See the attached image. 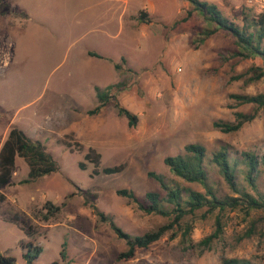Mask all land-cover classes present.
<instances>
[{"label": "rangeland", "instance_id": "1", "mask_svg": "<svg viewBox=\"0 0 264 264\" xmlns=\"http://www.w3.org/2000/svg\"><path fill=\"white\" fill-rule=\"evenodd\" d=\"M205 1L239 24L244 14L251 20L264 13V0ZM190 7L187 0H0V145L9 129L20 128L40 140L58 165L55 172L21 183L28 165L16 157L11 183L1 187L6 200L0 210V254L26 264L21 242H31L42 247L33 264H221L234 257L264 264V210L197 212L181 221L182 228L119 259L125 240L84 203L83 191L94 194L90 201L117 226L142 235L169 219L145 213L116 190H133L139 198L160 191L147 172L173 178L164 157L191 142L204 145L209 157L220 145L232 153L264 154V107L237 131L212 125L217 119L234 121L235 111H253L255 105L239 104L233 95L264 93V76L248 79L250 67L261 65V59L231 57L234 37L223 30L204 34L214 25L197 11L188 15ZM119 82L114 98L89 115L98 104L94 87ZM115 101L138 116L135 126L117 114ZM89 147L101 155L98 174L84 160ZM120 164H125L120 172L101 171ZM210 169L211 177L221 180ZM222 184V192L231 194ZM257 184L264 191V172ZM46 201L63 205L42 221ZM15 212L32 226L30 235L8 221ZM216 215L222 233L209 247L197 245L215 229ZM187 222L191 245L181 242Z\"/></svg>", "mask_w": 264, "mask_h": 264}, {"label": "trees", "instance_id": "2", "mask_svg": "<svg viewBox=\"0 0 264 264\" xmlns=\"http://www.w3.org/2000/svg\"><path fill=\"white\" fill-rule=\"evenodd\" d=\"M187 1H189L191 6L187 10L188 15L192 11H197L214 25L212 29L203 30L204 34L210 35L216 30H223L234 37L236 48L230 51L231 57H259L261 59V65H252L250 67L249 71H252L253 75L248 78L249 80L264 76V13L251 20H248L247 15L244 14L243 23L239 24L224 16L213 3L205 0ZM139 16L144 19L146 14L141 12ZM88 54L101 57L94 51H89ZM122 85L123 83L119 82L104 88L95 86V96L98 104L89 109L87 113L89 115L97 114L103 106L114 98L112 89ZM233 97L237 99L239 104L249 103L255 106L252 112L235 111L234 121L213 120L212 125L222 132L228 133L239 130L244 123L256 117L259 108L264 107V93L253 95L234 94ZM114 107L118 115L126 117L129 127L136 125L138 116L135 113L117 101L114 102ZM64 144L72 151L69 143L64 142ZM76 145L81 149V143L76 142ZM17 156L23 158L28 165L27 177L22 179L21 183L33 181L58 170V165L53 155L40 140L31 138L20 128L13 127L9 129L0 145V188L9 184L15 171V158ZM100 158V153L92 147H89L84 154V160L94 165V174L100 173L98 169ZM163 162L173 174V178L155 171L147 172L148 177L155 179L159 183L160 191L149 190L144 193L143 197L139 198L133 190L126 188L116 190L117 195L126 197L145 213H153L169 219L167 223L142 235L132 236L123 231L115 224L113 219L90 201L91 198L96 197L94 194H88V191L82 192L84 203L93 209L101 221L109 222L116 235L125 240L127 248L118 254L119 259L133 257L136 248L148 247L168 231L180 226L182 224L181 221L185 217L194 216L197 212L201 211L202 215L205 216L206 214L211 215L215 212L219 213L226 209H231L250 215L252 210H264V191L260 190L257 184L261 172H264V154L258 155L250 150H244L239 154L232 153L225 145H220L209 157L204 145L191 142L184 145L182 152L164 157ZM79 166L85 168V162H79ZM124 166L125 164L115 165L103 168L101 171L105 174L117 173ZM211 166L221 180H215L211 177ZM222 183L231 191V194L222 192ZM188 184H195L201 190ZM5 200V194L0 191V210ZM62 205L63 203L59 205L46 201L41 208V220L48 221L55 217L60 212ZM8 221L15 224L26 235L32 233V226L26 224L21 214L16 212L10 214ZM183 225L181 242H188L191 245L192 240L189 233L192 225L188 222ZM180 227L182 228V226ZM221 233V220L216 215L215 229L202 238L197 245L209 247L212 241L217 239ZM21 249L22 257L26 264H33L42 251L40 245L31 242L24 244L21 242ZM61 256H64L63 250L61 251ZM0 264H16V260L12 256L0 254ZM52 264L57 263L54 262ZM221 264L254 263L247 258L234 257L222 258Z\"/></svg>", "mask_w": 264, "mask_h": 264}, {"label": "crops", "instance_id": "3", "mask_svg": "<svg viewBox=\"0 0 264 264\" xmlns=\"http://www.w3.org/2000/svg\"><path fill=\"white\" fill-rule=\"evenodd\" d=\"M124 3V2H123ZM124 5V4H123ZM125 6V5H124ZM99 54V53H98ZM89 55V54H88ZM100 56H102L101 54H99ZM89 56H91V55H89ZM92 57H96V56H92ZM102 57H104V56H102ZM102 57H97V58H102ZM9 131V130H8ZM7 131V132H8ZM25 132V131H24ZM26 133V132H25ZM27 134V133H26ZM6 135H7V133H6ZM5 139V138H4ZM16 159V158H15ZM9 183H11V182H9ZM0 191H1V188H0ZM6 196V195H5ZM13 224V223H12Z\"/></svg>", "mask_w": 264, "mask_h": 264}]
</instances>
